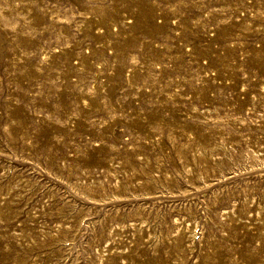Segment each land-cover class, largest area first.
Instances as JSON below:
<instances>
[{
  "label": "rangeland",
  "instance_id": "1",
  "mask_svg": "<svg viewBox=\"0 0 264 264\" xmlns=\"http://www.w3.org/2000/svg\"><path fill=\"white\" fill-rule=\"evenodd\" d=\"M0 264H264V0H0Z\"/></svg>",
  "mask_w": 264,
  "mask_h": 264
}]
</instances>
